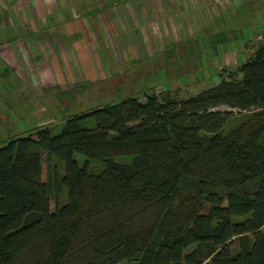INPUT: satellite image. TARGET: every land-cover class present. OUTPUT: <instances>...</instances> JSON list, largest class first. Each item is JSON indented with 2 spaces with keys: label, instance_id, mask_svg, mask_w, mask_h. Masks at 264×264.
I'll use <instances>...</instances> for the list:
<instances>
[{
  "label": "trees",
  "instance_id": "obj_1",
  "mask_svg": "<svg viewBox=\"0 0 264 264\" xmlns=\"http://www.w3.org/2000/svg\"><path fill=\"white\" fill-rule=\"evenodd\" d=\"M218 78L185 99L129 97L55 136L5 140L0 264H264V43ZM40 151L62 167L66 200L52 211Z\"/></svg>",
  "mask_w": 264,
  "mask_h": 264
},
{
  "label": "rangeland",
  "instance_id": "obj_2",
  "mask_svg": "<svg viewBox=\"0 0 264 264\" xmlns=\"http://www.w3.org/2000/svg\"><path fill=\"white\" fill-rule=\"evenodd\" d=\"M41 1L0 0V55L8 60L0 59V146L36 127L55 136L68 117L125 98L165 92L185 99L264 43V0ZM73 159L101 170L81 155ZM48 166L52 211L66 199L54 188L60 162L51 157Z\"/></svg>",
  "mask_w": 264,
  "mask_h": 264
},
{
  "label": "crops",
  "instance_id": "obj_3",
  "mask_svg": "<svg viewBox=\"0 0 264 264\" xmlns=\"http://www.w3.org/2000/svg\"><path fill=\"white\" fill-rule=\"evenodd\" d=\"M53 1L54 0H42L41 1V3H42V5H50V4H52L53 3ZM75 1H77V0H75ZM95 1V0H94ZM5 57H6V55L4 54V53H2L1 55H0V59L2 60V62H3V64L5 65V61H8L7 59L5 60Z\"/></svg>",
  "mask_w": 264,
  "mask_h": 264
}]
</instances>
